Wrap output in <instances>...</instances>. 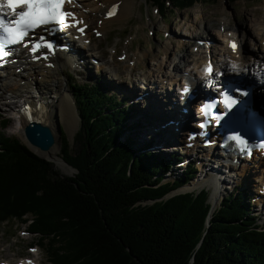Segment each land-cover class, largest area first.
<instances>
[{
    "label": "trees",
    "instance_id": "1",
    "mask_svg": "<svg viewBox=\"0 0 264 264\" xmlns=\"http://www.w3.org/2000/svg\"><path fill=\"white\" fill-rule=\"evenodd\" d=\"M146 1L181 11L218 0ZM70 89L80 127L72 144L61 131L60 154L73 176L0 131V226L29 222L49 264H264V230L241 190L211 213L205 189L169 195L192 179V165L165 180L179 157L137 142L136 108L97 80Z\"/></svg>",
    "mask_w": 264,
    "mask_h": 264
},
{
    "label": "bare ground",
    "instance_id": "2",
    "mask_svg": "<svg viewBox=\"0 0 264 264\" xmlns=\"http://www.w3.org/2000/svg\"><path fill=\"white\" fill-rule=\"evenodd\" d=\"M80 3H75L74 5V12L78 15L80 19V25H86L85 29L82 32H77L75 28L71 27L73 30V33L76 35L79 44L81 47L86 49L90 44L85 41H87V36L89 33L86 31L89 27H91V23L97 19V28H94L95 33L97 36H103L109 29V24H111L114 21H119L123 19H128L132 13L134 4L131 0H117V3H114L113 0H106L105 2H102L101 4L92 7V4L98 3V0H78ZM113 6H115V10L112 15H109V12L113 10ZM84 10V11H81ZM247 13V12H246ZM123 14H125L123 16ZM259 14V12H258ZM218 14H216V17L214 20L208 22L206 26H204L205 34L202 35L203 39L209 40V45L207 41H204L202 44L198 41L199 37L196 32L197 28L192 27L190 32L186 31H180V37L187 38V36H190L193 41L189 40L188 48L191 52V58L192 60H189V53L186 49L184 53H182L179 58L176 59L175 57L171 58V56L167 57V54L171 55V45H174V39L176 37H169L166 41V44L162 47L163 53L166 54L163 59L166 63L169 65L166 67L167 70H163V67L165 66V62H158L159 64H156L155 68L153 69V73H151V70L149 73H151V78H148L145 76V74H141V76L137 77V80L146 82L145 86L140 85L138 87L139 90L144 88L142 93H145V96L143 98V102L146 103L147 111L150 110L151 112L149 114L159 116L161 120L160 123L156 125H152L150 127H147L148 133L152 134L154 133L158 138H160L165 131L166 132H178V135L180 137L182 134L189 128H192V124H187L180 126L181 121H178L177 124H174L173 122H168L169 120H174L176 122L178 120V117L180 115V112L173 110L169 111L168 106L165 103V101L161 98V96H165L163 94H167L168 90L171 89V84H173L174 81H176V74L181 75V82L176 84L175 89H172L173 91H176L175 93L178 95L177 97H180V89L184 88L186 85V79L190 76L193 78V80L196 83H199L200 85L207 87L210 86L209 81H211V85L215 83L216 79H209L208 76H205L204 70L209 65H207L208 61L210 60L214 64V72H217L219 68L226 70V72L231 73H238L237 70H241L246 72V74L240 75V77H243L245 79H253L256 83L261 80V78H264V34L261 32L263 29L264 32V24L260 21H256L254 24H252L254 38L251 42V46H247L246 40H245V34L243 33H236L231 32L230 35H226L224 37H220L221 33H219V36L215 38V33L213 34L214 27L216 25L222 26L221 28L224 29V32H227V29L229 28L228 25L224 26L223 22L218 19ZM92 18L93 20H89ZM245 19H248L245 16ZM194 20V19H193ZM256 20V19H255ZM254 20V21H255ZM196 23V20L193 21ZM153 24V20L151 22ZM149 23V26L151 25ZM148 24V23H147ZM222 29V30H223ZM226 30V31H225ZM164 31H167V28L164 27ZM178 32V29H176ZM207 32V33H206ZM87 33V34H85ZM249 33V32H248ZM251 36V35H250ZM76 39V38H75ZM201 39V35H200ZM57 41L59 44H66L67 49L66 50H59L60 54L62 56L56 55L54 59V63L56 61V64L50 63L49 61H42L41 65L35 64L33 62H22L12 65L11 68L12 71L7 72V76L5 74H0V109L5 110L8 106L13 107L15 103L12 105H8L7 102L11 100H15V98L23 97V95H27L24 97H27V105L26 108L31 111L30 116L25 118L21 117L20 119H15L8 117L7 119L17 121L18 124L16 125V131L20 135V138L23 140V143H26L33 152H38L40 155H46L49 157L50 160L54 161L57 165H64L62 159L59 157L58 152L59 148L56 145L57 144V137L60 141V135H61V127H60V119L61 117H64V112L66 113L65 122L67 125V129L70 130L71 133H74L77 126L79 128V116L76 111V107L74 105L75 101H73L70 98L71 91L68 92V96L64 95V99L59 100L57 107L54 106L56 110H53L52 106H50V102L53 100V96L49 95L46 97V92L42 89L41 81L46 80L49 77V75L54 76L53 74L56 73L58 75V71H56V66L59 65V62H63L66 65L70 66V69L72 72H76L77 75H81L82 71L85 69V63L87 62V56H90V58H102L103 54H94L91 53H82L81 50H75L70 46L67 39L64 37L58 38ZM222 41L224 44L221 46V44H218V42ZM251 41V40H250ZM230 42L237 43L238 47H240L241 52L239 50L233 51L230 48ZM191 43V45H190ZM127 44V42H126ZM178 46L183 45V42H177ZM97 46V44H96ZM130 46V45H129ZM187 48V47H186ZM95 49V46L93 47ZM114 49V50H113ZM111 53V59L112 63L110 65H113L115 68L117 66H120L121 63L129 62L128 66H123L126 68L123 73L124 75L126 73H130L131 71H135L138 67V63L142 62L144 58L147 56L145 54H139L137 52L130 53L128 52V44L124 47L123 50V56L117 57L116 48H113ZM90 50V49H88ZM141 53V52H140ZM164 54V55H165ZM133 55V56H131ZM157 55H152V57H156ZM24 59V57H23ZM24 60H28V58H25ZM96 60V59H95ZM101 60V59H100ZM119 61L116 63V61ZM66 62H72L73 64H68ZM183 62V68H179V63ZM28 64V65H25ZM98 64V62H97ZM172 64V67L170 65ZM117 65V66H116ZM164 65V66H163ZM231 65H235L236 67L234 69H231ZM61 66V64H60ZM109 67V65H107ZM103 67L102 73L112 71V69L108 67ZM121 67V66H120ZM241 67V68H240ZM17 68H20V71L16 73ZM98 69L101 68L98 65ZM182 69V70H181ZM118 70V69H117ZM119 71V70H118ZM113 72V71H112ZM241 73V72H240ZM253 74L255 75L253 76ZM118 75V74H117ZM239 76V75H238ZM72 76H69L68 80ZM129 77V75H128ZM258 77V78H257ZM7 78H10L9 80H6ZM12 79H15L14 81H11ZM131 80V78H129ZM165 80V81H163ZM132 81V80H131ZM25 84H28V86H24ZM165 84L168 86L165 88ZM258 88H260V85H258ZM35 89L36 95L39 97H33L31 94V90ZM133 89V88H132ZM216 89V86L213 88ZM257 88H255L256 90ZM49 90V88H48ZM67 90V88L65 89ZM162 90H165V93H162ZM103 93L106 94L108 91H104L102 89ZM132 97L134 98V92L130 91L127 92L124 96H128L132 94ZM73 97V94H72ZM176 97V98H177ZM128 98V97H126ZM145 98V99H144ZM168 98L170 99L169 95ZM74 99V98H73ZM137 100L133 99V102ZM13 102V101H11ZM18 106H20V103H17ZM15 107V106H14ZM145 108V107H144ZM56 112V116H52V113ZM7 114V112H4ZM50 113V114H49ZM60 113V115H59ZM160 113V114H159ZM39 122L45 126H47L54 139V143L49 149L47 150H41L36 146H33L27 142L24 136V128L29 122ZM77 121V124H76ZM9 125V122L5 124L7 127ZM77 128V129H78ZM160 128H163L165 130H160ZM148 137V136H147ZM152 137H149L151 140ZM168 140L170 141L171 145L173 146L172 149H182L183 146L186 147V154H190L188 158H192L194 155V151L198 152L199 154L196 156V164L197 168H201L206 170V173H209V175H205L204 177L200 179L192 180L190 183L183 185L182 187L178 188V191L180 193H184L186 191H194L197 187L201 188L204 187L208 191V197L210 199L209 203L211 204L212 210L216 209V204L218 202V196L221 193V190L223 189V186L219 183L218 178H225L227 181V184H231L234 182H239L241 179L242 181H245L248 175V162L244 161H237L236 165H232L229 162H223L219 158H215V155H209V151H211V148H209L206 151V147L204 146L202 141H198L195 148L190 146H187V143L182 141L180 144L176 143L175 140H178L174 134H172ZM153 142V141H152ZM155 142V141H154ZM241 158V157H239ZM238 159V158H235ZM241 160V159H239ZM191 161V160H190ZM65 162V161H64ZM253 165L258 166L259 169H256L260 174H264V170L260 167V165L256 164V161L253 160ZM252 167V166H251ZM221 170L225 172L224 174H220L217 171L213 172L212 170ZM214 184L216 188H214ZM229 185H226L224 187V190ZM214 188V189H213ZM213 189V191H212ZM212 191V192H211ZM227 195V194H226ZM255 204L259 206L260 208H264V201L256 200ZM30 264H35L33 261H29ZM37 263V261H35Z\"/></svg>",
    "mask_w": 264,
    "mask_h": 264
},
{
    "label": "rangeland",
    "instance_id": "3",
    "mask_svg": "<svg viewBox=\"0 0 264 264\" xmlns=\"http://www.w3.org/2000/svg\"><path fill=\"white\" fill-rule=\"evenodd\" d=\"M105 1L106 0H98V3L92 4V7L97 6ZM113 1L114 3H117V0H113ZM131 1L133 2L134 7L130 17L128 19H123V20L121 19L119 21H114L111 24H109V29L103 36L98 37L97 34L95 33L96 30H94V32L92 31V29L97 28V19H95V21L91 23V27H89L87 30V33H89L87 36V40H89L90 45L86 49H83V52L82 51L81 52L82 53L93 52L96 55L103 54L102 55L103 59L102 58L98 59L95 57L90 58V56L85 55L87 56V60H86L87 62L85 63V69L82 71L81 75H77L76 72H72L70 66L66 65L65 63L59 62V65L56 66L57 67L56 71H58V75L56 73L53 74L54 76L49 75V77L47 78L48 82H46V80L41 81V86L42 89L46 92V97L49 95L53 96V100L50 102L51 104L50 106H52L53 110H56L54 106L57 107L59 100L63 101L64 95L68 96L67 91L68 92L71 91L70 85L73 83L83 84V83H92L95 82L96 80L98 82L102 81V89L104 91H109V88H112L113 91L120 98H122L125 94H127V92L133 91L134 98L135 97L137 98V96H139L141 93V90L138 89V85L139 86L145 85V82L142 81L138 82L137 77L141 76V74L144 73L145 76L151 78V73L154 72L153 69L156 67L155 65L159 64L161 61L165 62L163 57H165L166 54L163 53L162 47L166 44L167 39L169 37H176L174 39L175 41L174 45H171V55L167 54V57L171 56V58L172 57L174 58L176 55L175 58L180 59L179 56L185 52V49L189 51L188 44L187 43L184 44V41L186 39L180 37V31L190 32L192 27H195L197 28L196 33L199 34L198 40H202V35L205 34L204 26H206L208 22L214 20L216 14H218L217 17L218 19L220 18L219 20L223 22L224 26L228 25L229 28L227 29V32H224V29L221 28L222 26L216 25V27H214L215 30H213V34L215 33V38L219 36V33H221L220 37L230 35L231 32L243 33L245 34V40H246L245 42L249 47L251 46V42L253 41L251 38L254 36L255 33L253 32L254 27L252 26V24H254L256 21L258 22L260 21L261 23L264 24V0H237L234 2H231L229 0H218L214 4L203 5L196 3L192 7L185 8L181 11L177 10L176 8L173 7V5L170 4L169 6L166 7L165 10L162 9V13L158 12L157 10H155V8L151 7V4L146 0H131ZM81 11L83 10L81 9ZM124 15L125 14H123V16ZM245 16L248 19H245ZM193 19L196 20V23L193 22L194 21ZM89 20H93V19L90 18ZM152 20H153V24L151 23ZM149 23H151L150 26ZM164 27L167 28V31H164ZM176 29H178V32L176 31ZM261 32L264 34L263 29ZM200 35H201V39H200ZM181 41L183 42V45L178 46L177 42L179 43ZM126 42L128 44V49H127L128 52L133 53L138 51L137 53L139 54L146 53L145 55L148 56L144 58L142 62L138 63V67L136 68L135 71H131L130 73H126L124 75L123 71L126 68H124L123 66H126V64L128 66L129 62H125V63L120 62L119 65L121 67L116 65L117 68H115L113 65H110V63H112L110 52L112 51L113 48H116L117 57L123 56L124 47L127 45ZM218 44H221V46H223L224 43L220 41L218 42ZM94 46L95 49H93ZM73 48L80 49L76 45L75 46L73 45ZM155 54L157 56L153 58L152 55ZM189 60H192V58H189ZM118 62L119 61H116V63ZM66 63L73 64L72 62H66ZM183 64H184L183 62L179 63V68H183ZM98 65L101 68V72L100 69H98ZM107 65H109V67ZM168 65L169 64L165 62V66L163 65L164 66L163 70H167L166 68L169 67L166 66ZM106 66L112 69L113 72L110 71V73L108 72L102 73V69H104L103 67ZM170 67H172V64L170 65ZM12 69L13 68H11V71ZM231 69H234L232 65H231ZM150 70L151 73H149ZM68 76H72V78L70 77L71 78L70 81L68 80L69 78ZM129 78H131L132 81ZM13 81L15 82L14 79ZM24 86H28V84H25ZM66 88L67 90H65ZM32 90L31 92H33ZM132 95L133 93L126 96L129 97V102L138 105L141 109L146 111V107L143 103V99H137L138 101L133 102L134 98L132 97ZM70 98L74 101L72 97V93H70ZM4 112H6V110L0 109V121L2 119L1 116H5ZM148 112L150 113L151 111L148 110ZM52 116L55 117L56 112H53ZM66 116L67 115L64 112V117H61L60 119L61 121L60 130L66 134L68 141L70 142V144H72L73 136L76 134L79 128L77 126L78 129L76 128L75 132L71 133L70 130L67 129V125L65 122ZM132 120L134 119L132 118ZM17 124H18L17 121L10 120L9 125L6 128H3L2 123L0 122V131L7 136L16 137L19 138L21 141H23L20 138L18 132L16 131ZM160 130H165V129L160 128ZM175 132L171 133L165 131L164 134L165 136H169L171 134L175 135ZM145 133L148 136V138L152 137L150 133L148 132ZM168 133L170 134L168 135ZM180 135L181 134L177 135L176 137L179 139L180 137L178 136ZM139 138H141L140 133H139ZM163 138L164 135L161 136L160 140H162ZM151 140L153 141V143H155L153 138H151ZM56 145L59 148L58 155L61 158V154H60L61 144L58 137H57ZM34 153L40 156L41 158H45L48 161H50V163L53 164L54 168L57 169L62 175L71 176L74 174V170L71 167H69L62 158L61 159L64 165L60 166L55 164L54 161L50 160L48 156L46 155L42 156L38 154V152H34ZM191 162H194L195 164V170L194 173L192 174L193 175L192 180L195 179L197 180L202 178V176L197 177L198 173L196 170L197 168L195 161L191 160ZM216 171L220 174L225 173L221 170H216ZM258 173L259 172L256 170L251 171L250 173H248L245 181H242L240 179L239 182L228 184L229 188L231 189L237 185H239L241 189H243L246 186L248 190L253 189V187L255 188L259 187ZM171 179L172 177L165 178V180H171ZM191 181H189L188 183H190ZM201 188L197 187L196 189H194V191H197ZM230 189L221 191L220 195L218 196L219 200L216 204V208H218L221 198L226 194L230 193ZM254 209H255L254 216L257 219V222L264 225V222L261 221L262 213L260 210H262V208H260L255 204ZM28 223L29 222L21 223L17 221H10L8 223H3L0 226V262H3L5 260L15 262L20 259L24 260L25 257L28 258V257H32V255H35L33 258H35V261H37L38 264H49L46 257L47 255H45L46 254L45 250L38 245L37 237L33 235V233L31 234L30 230L27 228ZM30 247H33L36 250L30 253L31 252L29 251Z\"/></svg>",
    "mask_w": 264,
    "mask_h": 264
},
{
    "label": "snow or ice",
    "instance_id": "4",
    "mask_svg": "<svg viewBox=\"0 0 264 264\" xmlns=\"http://www.w3.org/2000/svg\"><path fill=\"white\" fill-rule=\"evenodd\" d=\"M65 2L66 0H0V58L7 57L10 54L5 50L6 46L23 42L32 30L41 25L55 23L62 27L71 26L65 23L66 18L72 15L63 10ZM67 2H70V0H67ZM4 9L8 11L5 12ZM114 10L115 6H113V10L109 12V15H112ZM39 39L41 41L44 40L43 37ZM229 46L233 50L237 48L235 42H230ZM39 47L40 44H35L33 45V50ZM44 47L51 49L52 45L50 43H44ZM235 67L233 65V68ZM204 71L206 75L211 76V64ZM209 84L211 85V81H209ZM183 92H189L187 85H185ZM220 96V101L205 103L201 106L200 111L205 117L204 123L200 124L201 129L205 128L208 123L211 116L210 110L218 108L220 104H223L225 110L223 112H216L214 117H212L216 124L219 125L221 121H225L226 117L232 115L233 106L237 103L236 100L232 99L224 91L220 92ZM227 139L234 141L241 151L248 149L247 141L239 133L230 135ZM260 148L264 149V144H261Z\"/></svg>",
    "mask_w": 264,
    "mask_h": 264
},
{
    "label": "water",
    "instance_id": "5",
    "mask_svg": "<svg viewBox=\"0 0 264 264\" xmlns=\"http://www.w3.org/2000/svg\"><path fill=\"white\" fill-rule=\"evenodd\" d=\"M24 136H25V139L27 140V142L29 144L36 146L41 150L49 149V147H51L54 143V139H53V136L51 134L50 129L47 126L40 124V123H36V122L27 124L25 126ZM24 144L30 149V147L26 143H24ZM43 159H45V158H43ZM45 160L48 161L47 159H45ZM48 162H50V161H48ZM68 166L71 167L70 165H68ZM74 173H75V170H74ZM73 175H71V176H73ZM177 193H180L178 191V189L172 191L171 193H169V195H173V194H177ZM211 211H212V208L210 209V213H211ZM209 217H208V220H209ZM207 225H208V223H207Z\"/></svg>",
    "mask_w": 264,
    "mask_h": 264
}]
</instances>
